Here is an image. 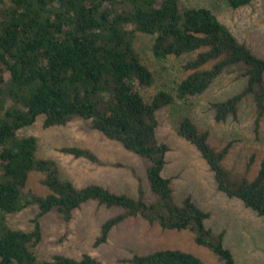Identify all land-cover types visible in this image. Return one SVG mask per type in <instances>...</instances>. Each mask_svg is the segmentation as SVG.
I'll return each mask as SVG.
<instances>
[{
	"label": "trees",
	"instance_id": "1",
	"mask_svg": "<svg viewBox=\"0 0 264 264\" xmlns=\"http://www.w3.org/2000/svg\"><path fill=\"white\" fill-rule=\"evenodd\" d=\"M181 1L0 0V264H104L88 254L79 260L63 255L39 260L35 254L42 236L40 217L55 211L69 221L90 200L120 210L102 224L96 245L107 242L120 223L140 217L163 230L188 231L220 264H238L223 245L224 233L214 234L205 226L209 212L190 197L174 202L172 179L161 174L169 148L156 137L157 112L202 94L234 67L246 80L245 86L212 105L215 120L235 117L241 101L251 96L258 131L264 117V57L239 42L210 10L181 8ZM224 1L236 9L253 0ZM136 32L153 37L151 51L157 59L194 54L184 64L188 74L176 83L174 93L159 91L146 101L137 90L150 86L154 77L134 49ZM40 116L45 128L64 126L73 119L88 121L93 130L144 159L153 201L141 188L132 198L95 184L77 188L62 179L53 161L38 157L37 139L19 135ZM177 135L198 149L219 191L264 221V154L250 179L224 167L230 144L212 147L209 132L201 131L189 117L178 122ZM61 151L96 161L87 149ZM32 172L44 175L41 182L49 190L47 195L25 191ZM31 205L38 208L33 229L10 228L7 216ZM125 262L203 264L178 249L134 254Z\"/></svg>",
	"mask_w": 264,
	"mask_h": 264
},
{
	"label": "rangeland",
	"instance_id": "2",
	"mask_svg": "<svg viewBox=\"0 0 264 264\" xmlns=\"http://www.w3.org/2000/svg\"><path fill=\"white\" fill-rule=\"evenodd\" d=\"M180 7L210 10L239 42L264 57V0H253L236 9L224 0H182ZM152 41V36L140 32L133 36L135 51L154 77L150 86L137 88L146 101L159 91L174 93L176 83L188 74L184 64L194 55L157 59L151 51ZM245 83L236 68L226 69L202 94L159 110L156 137L169 148L161 174L172 179L174 202L180 204L190 197L209 212L205 226L214 234L224 233L223 245L230 249L238 264H264V221L240 201L219 191L214 174L198 149L177 135L178 122L189 117L201 131L209 132L212 147L221 149L230 144L223 161L226 169L252 179L264 154V117L256 131V109L251 96H246L239 104L237 115L229 116L226 121H216L212 108L214 103L242 91ZM43 119L38 117L31 126L20 130L19 135L37 139L38 157L53 161L62 179L77 188L95 184L132 198L138 197L141 188L148 201H153L144 159L93 130L88 121L73 119L64 126L45 128ZM70 147L91 151L96 161L61 151ZM43 178L42 173H30L25 191L47 195L49 190L42 184ZM37 213V206L31 205L8 215L6 221L12 229L31 231ZM119 213V209L107 208L92 200L76 209L69 221L60 219L55 211L48 212L39 218L42 236L35 248L37 258L47 260L63 255L79 260L88 254L104 264H128L125 260L134 254L178 249L197 256L203 264H220L210 250L194 242V236L188 231L163 230L140 217L120 223L112 229L107 242L96 245L102 224Z\"/></svg>",
	"mask_w": 264,
	"mask_h": 264
}]
</instances>
